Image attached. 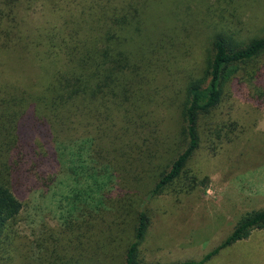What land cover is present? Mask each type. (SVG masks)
<instances>
[{"label": "rangeland", "instance_id": "rangeland-1", "mask_svg": "<svg viewBox=\"0 0 264 264\" xmlns=\"http://www.w3.org/2000/svg\"><path fill=\"white\" fill-rule=\"evenodd\" d=\"M106 2L20 0L12 14L0 0V32L10 29L36 40L47 29L60 27L68 18L79 20ZM156 4L169 20L165 31L174 41L156 64L159 77L149 72L152 83L141 101L149 117L127 151V162L120 158V185L100 189L89 174L65 172L54 161L53 168L40 169L42 178L35 177L17 193L23 207L0 239V264H127L141 211L150 218L141 262L199 261L232 233L242 216L264 209V53L241 65L218 107L200 116L199 147L180 179L161 195L149 197L153 176L169 169L183 150L181 109L187 80L204 68L215 35L231 36L243 45L264 37V0ZM16 58L21 56L0 52V63ZM120 109L121 149L129 135V113ZM87 132L89 128L76 123L65 136L77 145ZM95 133L88 134L96 140ZM69 154L64 149V162ZM124 168L141 178L136 185ZM207 264H264V230L253 231Z\"/></svg>", "mask_w": 264, "mask_h": 264}, {"label": "trees", "instance_id": "trees-1", "mask_svg": "<svg viewBox=\"0 0 264 264\" xmlns=\"http://www.w3.org/2000/svg\"><path fill=\"white\" fill-rule=\"evenodd\" d=\"M2 1V6L16 13L20 0ZM92 12H84L79 20L68 18L36 40L10 29L0 32V52L21 56L15 59L19 61L0 63V239L7 236L22 210L17 193L30 180L42 178L40 169L53 168L55 162L65 172L89 174L100 189L120 185V158L126 157L123 162H127V151H132L145 127L149 113L142 110L141 101L152 83L150 70L159 77L156 64L163 61L166 46L174 41L165 31L169 20L158 10L156 0H107ZM211 47L204 68L185 87L183 150L169 169L157 167L161 171L153 176L150 198L180 179L199 147L200 116L218 107L226 84L241 65L264 53V37L243 45L231 36L217 34ZM120 108L129 113L130 138L121 149ZM76 123L90 132L74 145L65 135ZM88 133H95L96 140ZM43 140L47 142L42 144ZM64 149L70 152L65 162ZM126 174L135 185L141 179L130 170ZM149 226V216L138 213L127 264H152L140 260ZM256 230H264V209L242 216L232 233L201 260L175 264H207Z\"/></svg>", "mask_w": 264, "mask_h": 264}, {"label": "crops", "instance_id": "crops-1", "mask_svg": "<svg viewBox=\"0 0 264 264\" xmlns=\"http://www.w3.org/2000/svg\"><path fill=\"white\" fill-rule=\"evenodd\" d=\"M230 247H231V246H230ZM228 248H229V247H228ZM226 249H227V248H226ZM224 250H225V249H224ZM222 251H223V250H222ZM217 256H218V255H217ZM217 256H216V257H217ZM214 258H215V257H214ZM214 258H213V259H214ZM213 259H212V260H213Z\"/></svg>", "mask_w": 264, "mask_h": 264}]
</instances>
